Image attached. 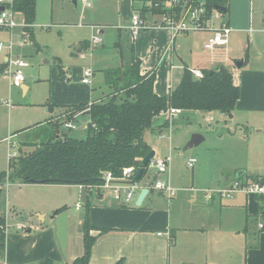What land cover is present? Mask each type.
I'll list each match as a JSON object with an SVG mask.
<instances>
[{
    "label": "rangeland",
    "instance_id": "1",
    "mask_svg": "<svg viewBox=\"0 0 264 264\" xmlns=\"http://www.w3.org/2000/svg\"><path fill=\"white\" fill-rule=\"evenodd\" d=\"M74 1L76 0H36V16L30 36L20 23L12 31L0 29V43L3 45V50L0 51V65L5 67L4 58L9 52L12 55L25 56L28 67L24 74L32 77V81L28 83L27 94L22 95L21 90L13 85L6 73L0 74V172L7 169L9 158L12 153L18 152L20 145L24 150L28 142H33L36 136L42 133L43 128L36 126L50 118L44 104L58 98L63 93L62 84L66 83V75L64 77L59 74L58 65L68 72L73 68H94L101 60L95 50L84 51L83 57L80 54L74 55L76 44L85 40L91 41L99 30H103V35L99 34L102 43L95 49L107 50L117 41L118 33H125L124 28L129 24L131 12H141L151 3V0H87L90 6L86 7L80 2L74 4ZM226 6L227 13L224 18L233 29L229 47L231 55L235 61L245 60L244 68L264 69V10L260 11L264 0H227ZM250 28L253 29L252 32L249 31ZM200 39V34L176 36L175 49L190 69L199 65V58L205 55ZM19 43L23 46L19 47ZM9 46H12L11 51L8 50ZM173 62L175 68L172 71V84L175 85L181 77L182 63L176 57ZM217 66L214 65L211 69ZM100 75L99 71H95V82ZM80 77L81 75L78 78L73 75L69 80L70 84L80 88ZM95 92L99 93V88H96ZM189 113L182 112L172 116L169 127L164 129V137L149 133L146 137L160 150L161 158L169 159L165 173L169 179L189 187L193 174L195 187L212 190L224 181L220 174H225L226 179L230 180L229 187L246 174L264 177V127L253 128L247 125L248 130H243L247 139L243 140L240 138L242 131L233 126L232 119H226L223 123L219 113ZM52 114V118L62 117V109H54ZM84 118L83 112L75 117L76 120ZM153 120L163 122L166 116L160 115ZM79 129V126L72 130L60 128L61 132L70 138H85L86 131ZM194 134L201 135L204 141L183 151L185 144ZM179 142H182V145L178 146ZM190 159L196 160L193 169L187 167V161ZM198 166L200 171L197 170ZM229 168H236V171L231 172ZM146 173L137 184H141L146 176L148 179L153 176V171ZM7 185L11 186L4 185V193ZM85 197V189L78 185H23L10 202L8 195L5 198L11 210L17 212H13L12 216L7 211V225L12 230L16 226V217L18 221H25L30 217L33 208L50 205L54 200L66 202L60 203L61 206L72 202V205L68 206L72 209L79 203L82 210L78 214L83 215L86 213ZM252 197L260 207L264 204L259 197ZM68 209L66 213L69 215ZM54 213L55 210L47 211V223L55 220ZM239 213L245 219V210ZM232 216L230 212V217ZM263 220V217H258L256 221L251 220L247 230L240 232H229V228L227 232L218 233L217 229L209 231L208 264H245L247 252L256 246V236L259 233L257 223H262Z\"/></svg>",
    "mask_w": 264,
    "mask_h": 264
},
{
    "label": "crops",
    "instance_id": "2",
    "mask_svg": "<svg viewBox=\"0 0 264 264\" xmlns=\"http://www.w3.org/2000/svg\"><path fill=\"white\" fill-rule=\"evenodd\" d=\"M76 2L78 1H74V4ZM263 10L264 6L260 7V11ZM261 16L263 15L261 14ZM15 18L23 27L22 15L16 14ZM142 18L147 21L155 20L146 12L143 13ZM125 28L124 34L118 33L117 41L112 47H108L107 50L105 48L91 49V52L95 50V53L101 56V60L93 68L94 76L95 71H99L101 74L97 82L93 76L90 84L81 83L80 88L75 87L74 84H70L69 80L73 75L77 78L80 75L82 77L84 67L82 69L81 67L79 69L73 68L67 72L58 65V71L59 69L62 71L59 74L64 75V77L66 75V83L62 84L63 93L58 98L56 97L52 99L53 102L49 101L44 104L50 117L53 116V110H61V106L91 103L102 98L108 89L104 84L101 71L109 67L127 65L130 62L132 47H134L135 53L141 61V72L155 71L154 91L157 95L167 96L170 90L178 84V82L175 85L172 84V71L174 69L170 71L169 63L172 62L174 66L173 60L176 57L181 61L182 68L184 66L189 68V65L185 64L182 57L177 53L175 40L172 55L162 57V51L170 41L169 33L165 30L143 31L139 34L137 41L132 43L128 30ZM103 33V30H99L97 34L103 35ZM200 36L202 42L205 35L200 34ZM116 43H118L117 48L114 46ZM229 47L230 42L226 52L214 56L203 51L205 55L201 54L203 58H199L201 62L195 68L200 70L203 68L211 69L214 65H223L230 69L234 84L240 90V96L231 118L228 119H232L233 126L242 131L240 138L246 140L247 136L243 130H248L247 125L253 128L264 127V69H247L244 68L245 63L242 64L241 68H237L235 63L238 59L235 61ZM82 52L74 50V55L79 56V53ZM8 57L9 53L4 58V64ZM13 57L27 61L25 56L16 54ZM214 59L216 61H213ZM2 70L3 65H0V74ZM25 77V83L18 87L22 95L27 94L28 83L32 81L31 76L25 75ZM96 88H99V93L95 92ZM48 105L52 112H49ZM195 114L201 115L203 113L195 112ZM207 114L213 115L214 113ZM219 116L224 123L226 117L221 114ZM78 121L80 122L79 130L85 131L88 122L87 117L78 119ZM164 121L154 122L153 120L152 128L154 131H147L144 134L145 142L154 150L155 157L160 159L165 157H160V150L156 149L153 142L146 137L148 133L150 135L164 134L165 128H160ZM229 134L232 136L231 133ZM177 145H182V142ZM229 169L231 172L236 171V168ZM197 170H201L200 166ZM257 176L264 178L257 174L250 177ZM162 177L176 191L175 196L169 200L163 194L152 189L146 176L145 180L138 184V189L128 204L115 201L107 196L108 193L85 191L86 206L88 205L85 214L79 215L78 213L82 208L78 210L76 205L74 209L68 207L72 205V202L61 206L60 203L66 202L54 200L49 203L50 205L33 208L30 217H27L25 221H18L16 217V226L12 230L7 225L6 214L8 211L13 216V212H17L11 210L10 204H6L5 198L9 191L16 186L10 184L11 186L8 187L7 185L0 202V214L4 215L7 226L5 249L0 264H44L47 261L52 264H72L83 255L82 224L86 214L92 227L90 235L95 238L88 264H208L209 231L217 229L218 233L227 232L229 228V232H240L247 230L251 220L256 221L258 217L264 218L262 214L264 204L260 207V204L250 195L238 193L227 199L214 197L207 200L205 191L211 189L201 186L195 187L193 174L189 187L172 181L165 174ZM220 177L224 178V181L220 182L216 189L228 187L230 180L226 179L225 174H220ZM144 189H147L148 192L140 205L137 206L138 195ZM260 201L264 202L261 198ZM67 209L70 212L69 215L66 213ZM54 210L55 220L47 223V211ZM243 210L246 213L245 219L239 213ZM230 212L233 214L232 218ZM261 222L264 226V220ZM258 225L259 222L257 223L259 233L256 236V246L247 252L245 264H264V227L259 229ZM103 229L106 231L101 232Z\"/></svg>",
    "mask_w": 264,
    "mask_h": 264
},
{
    "label": "trees",
    "instance_id": "3",
    "mask_svg": "<svg viewBox=\"0 0 264 264\" xmlns=\"http://www.w3.org/2000/svg\"><path fill=\"white\" fill-rule=\"evenodd\" d=\"M156 2L160 4L161 0H151L152 5ZM204 2L208 11L224 7L227 13V0ZM9 8L22 15L23 29L31 34L36 0H12ZM150 10L153 15L161 14L159 9ZM114 46L117 48L118 43ZM91 49L89 41L80 42L74 48L79 52ZM201 71L202 78L196 79L190 68L184 66L178 84L169 94L157 95L154 91L155 71L141 72V61L132 47L127 65L102 70L108 89L102 98L91 103L61 106L62 120L50 117L38 123L36 127H42V133L33 142H28L24 150L20 145L17 155L9 158L7 169L0 172V202L6 184L98 186L102 184L104 174H110L115 181H119L124 169L133 168L136 171L139 168L141 159L151 150L144 140V134L153 130V119L168 108L186 113H219L226 119L231 118L240 90L234 84L230 69L218 65ZM48 108L52 112L51 107ZM82 112L88 120L85 138L74 139L62 133L60 128L63 122L78 121L75 116ZM168 127L169 120L166 119L160 128ZM145 174L146 169L138 181ZM91 230L86 214L82 224L83 255L72 264H88L95 242V238L90 236ZM6 231L5 217L0 214V262L5 249ZM44 264L52 263L47 261Z\"/></svg>",
    "mask_w": 264,
    "mask_h": 264
},
{
    "label": "built area",
    "instance_id": "4",
    "mask_svg": "<svg viewBox=\"0 0 264 264\" xmlns=\"http://www.w3.org/2000/svg\"><path fill=\"white\" fill-rule=\"evenodd\" d=\"M12 0H0V6L4 7L3 12H0V29L11 31L18 24L15 16L17 13L13 12L9 6ZM86 7L90 4L87 0H77ZM159 9L161 14L153 15L150 9ZM146 13L155 18L154 21H147L142 18L141 12L134 11L130 15L129 24L125 28L128 30L130 40L135 43L139 37V34L143 31L151 30H165L170 35V41L162 51V57L165 55H172L174 40L179 34H202L205 35L202 41V50L210 56L217 55L218 53L226 52L230 42V35L233 29L229 26L228 22L224 18V13L216 10V8L208 9L205 7L204 0H161L154 3H150L146 8ZM264 22V19H263ZM253 31L252 28L249 29ZM102 43V38L99 34L94 35L90 41L91 48H95ZM20 47L23 46L19 43ZM12 46H9L8 50L11 51ZM3 50V45L0 43V51ZM91 51V50H90ZM83 57L84 53H80ZM171 61V60H170ZM213 61H216L215 59ZM220 64V63H219ZM28 67L26 60L18 57H13L9 52V57L6 60L5 67L2 72L6 73L11 79L15 87H20L25 83L24 70ZM170 71L175 67L172 62L169 63ZM191 74L196 79H201L203 74L200 69H190ZM94 76V70L92 67H84L82 70L81 83L90 84ZM182 114L179 109L168 108L160 115L166 116V119L170 120L172 116ZM159 115V116H160ZM76 117V116H75ZM62 120V117L57 119ZM170 124V121H169ZM210 124V121H207ZM80 127V122H63L62 127L68 130L76 129ZM158 137H164L163 133H159ZM17 152L12 153L11 157H15ZM169 159L154 157L147 165V171H153V176L149 178V184L152 189L163 194L166 199H171L175 196L176 191L169 183L163 179V174L166 173ZM196 160L190 159L187 161V167L193 169ZM135 169L126 168L123 170L122 177L119 181H115L110 174L103 175V182L98 186H78L85 189L86 192L93 193H108L115 201L119 203L128 204L132 200L135 191L138 189L137 182L131 183L134 178ZM147 174V173H146ZM145 174V175H146ZM241 193L244 195L257 196L264 200V180L262 177H250L245 176L241 179H237L234 183L226 188H218L216 190L205 191V197L207 200H211L214 197L219 199L231 198L232 194ZM76 209H81L79 203L76 204ZM259 229L264 226L262 223L258 225Z\"/></svg>",
    "mask_w": 264,
    "mask_h": 264
},
{
    "label": "water",
    "instance_id": "5",
    "mask_svg": "<svg viewBox=\"0 0 264 264\" xmlns=\"http://www.w3.org/2000/svg\"><path fill=\"white\" fill-rule=\"evenodd\" d=\"M4 10V7L3 6H0V12H3ZM216 10L226 14V9L224 7H216ZM242 64H243V61H237L235 63V66L237 68H241L242 67ZM28 83V82H27ZM82 125V123H81ZM84 126V125H82ZM204 141V138L199 135V134H194L191 136V138L189 139V141L185 144L184 148H183V151H186L187 149H190V148H193V147H196L198 146L199 144H201L202 142ZM155 157V152L153 149H151L149 151V153L141 159V162H140V166L139 168L135 171L134 173V178L132 180V184L137 182L142 174H143V171L144 169L147 167V165L150 163V161ZM22 185H19V186H16L14 189H12L11 191H9L8 193V200L11 201L14 197V195L21 189ZM148 192L147 189H144L140 192V194L138 195V198H137V202H136V205L139 206L140 203L142 202V200L144 199L146 193Z\"/></svg>",
    "mask_w": 264,
    "mask_h": 264
}]
</instances>
